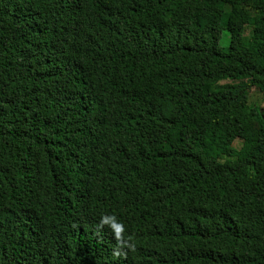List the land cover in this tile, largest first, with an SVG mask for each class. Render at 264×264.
I'll use <instances>...</instances> for the list:
<instances>
[{
  "label": "trees",
  "instance_id": "trees-1",
  "mask_svg": "<svg viewBox=\"0 0 264 264\" xmlns=\"http://www.w3.org/2000/svg\"><path fill=\"white\" fill-rule=\"evenodd\" d=\"M252 87L264 0H0V264H264Z\"/></svg>",
  "mask_w": 264,
  "mask_h": 264
},
{
  "label": "clouds",
  "instance_id": "clouds-1",
  "mask_svg": "<svg viewBox=\"0 0 264 264\" xmlns=\"http://www.w3.org/2000/svg\"><path fill=\"white\" fill-rule=\"evenodd\" d=\"M107 225L113 232L115 239L118 242V246L113 250L114 256H120V247H132L129 241L132 240V237L129 236L127 239L124 237L125 226L123 223L119 222L115 215H104L101 217L100 226L103 227Z\"/></svg>",
  "mask_w": 264,
  "mask_h": 264
},
{
  "label": "rangeland",
  "instance_id": "rangeland-1",
  "mask_svg": "<svg viewBox=\"0 0 264 264\" xmlns=\"http://www.w3.org/2000/svg\"><path fill=\"white\" fill-rule=\"evenodd\" d=\"M222 44L226 46L224 42ZM248 81L249 80L245 78V79H239V80L228 79L225 82L246 84ZM250 104L252 106H257L264 110V92H261L257 90L255 87H252L250 89Z\"/></svg>",
  "mask_w": 264,
  "mask_h": 264
}]
</instances>
